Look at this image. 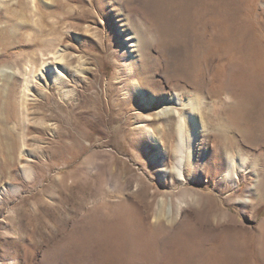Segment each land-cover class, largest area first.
Wrapping results in <instances>:
<instances>
[{
	"label": "rangeland",
	"instance_id": "1",
	"mask_svg": "<svg viewBox=\"0 0 264 264\" xmlns=\"http://www.w3.org/2000/svg\"><path fill=\"white\" fill-rule=\"evenodd\" d=\"M263 178L264 0H0V264H264Z\"/></svg>",
	"mask_w": 264,
	"mask_h": 264
},
{
	"label": "bare ground",
	"instance_id": "2",
	"mask_svg": "<svg viewBox=\"0 0 264 264\" xmlns=\"http://www.w3.org/2000/svg\"><path fill=\"white\" fill-rule=\"evenodd\" d=\"M249 74H251V73H248L247 76ZM254 78L256 79L255 76L250 77L249 78V82L250 81L252 82L254 80ZM140 88L141 87L138 84H136V90L140 91ZM191 105L193 107L192 112L189 113L187 116H185V118L184 117L183 118H184V122H185L184 124L187 127V129L188 128L193 129L192 139L194 141L195 135H197V133L200 131V128H197V126H198V118L196 116V109L194 107L195 105L193 103ZM242 113L243 112L240 109L228 110V136H226L224 139H222L220 145L218 146V149H219L218 151L219 152H215V154H217L216 157H217V159L219 161L216 162L215 168L213 169V171H211L213 173L212 175H217V173L219 172L218 170H220L221 168H226L225 165H228V167H227L228 168V172H227L228 176L227 175H225V176L230 178L233 182H234V179H235L234 178V171H235L234 169L235 168H234V159H233L234 155H232L230 153V151H232L233 149H235V150L238 149L239 150V147H240L241 144L236 140L235 137L231 136V133H239L240 135H243L242 136L243 138H250L258 130V129H256L257 128L256 125L253 124L254 122H252V119L249 118V117L243 118L241 116ZM180 120H183V119L181 118ZM195 128H197V129L194 130ZM151 139L154 142L157 141L154 136H152ZM248 141H249V139H248ZM227 150H228V159H227V164H225L224 158L222 156L225 155V152H227ZM234 158H235V156H234ZM213 166H212V168H213ZM238 167L240 169L242 166L240 167V165H239ZM260 195H261V197L264 198V178L261 181V194ZM182 241L184 242V244H192L190 242L189 238H184V240H182Z\"/></svg>",
	"mask_w": 264,
	"mask_h": 264
}]
</instances>
